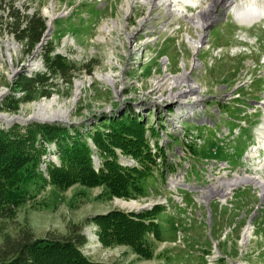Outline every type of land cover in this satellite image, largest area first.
Returning <instances> with one entry per match:
<instances>
[{
  "label": "rangeland",
  "instance_id": "obj_1",
  "mask_svg": "<svg viewBox=\"0 0 264 264\" xmlns=\"http://www.w3.org/2000/svg\"><path fill=\"white\" fill-rule=\"evenodd\" d=\"M209 1L202 0L200 5L206 6ZM0 4V15L7 21H11L7 8L12 5L24 15L37 13L45 20L46 30L50 16L52 19L57 16L47 33V41L39 43L31 53L11 34L6 31L0 34V107L9 97L22 95L15 89L19 77L45 72L42 54L47 44L55 47L54 55L74 66L71 85L54 78L50 98L20 105L16 113L0 111V115L27 119L33 114L32 104L55 98L57 104L53 109H67V122L60 125L67 128L75 125L80 131L83 124L97 125L96 119L120 115L127 118L132 113L138 119H148L150 124H164L158 140L164 149L166 165L172 167L171 173L162 176L165 165L158 160L153 174L141 182L142 195L133 200L112 197L103 186L75 183L58 189L48 183L31 184L29 198L17 208L13 222L0 224V244L3 235L15 234L22 225L36 238L43 239L47 233L65 235L67 225L74 224L82 227L86 242L80 250L92 262L264 264V202L259 190L249 184L224 198H210L206 204L199 197L202 188L214 182L213 179L210 182L209 173L222 170L213 161L224 160L232 168L243 167L241 155L252 134L253 141L264 124V20L240 26L231 12L218 7L212 13L215 20H209L200 30L186 19L195 17L201 7L185 8L181 2H174L172 8L183 12L168 11L161 0L147 5L139 0H0ZM128 6L126 14L124 9ZM111 22L118 24V29ZM104 25L109 29L104 30ZM200 34L202 43L195 50L186 38L197 40ZM65 39L73 43H63ZM162 60L168 63L163 66ZM194 62H199V66L193 68ZM183 73L202 89L201 99L192 101L200 104L204 99L200 114L209 122L179 115L178 101L170 99L171 94L185 90L183 84L173 81ZM106 75L113 78V85L104 80ZM78 82L82 83L79 89ZM214 110L219 113L215 119ZM177 117L175 125L182 128L171 124ZM240 122L243 126L235 138L232 133ZM6 124L0 121L1 128ZM29 124L42 123L32 121L22 125ZM222 127L230 134L219 133ZM184 137L199 140L191 143L195 146L194 157L186 154ZM45 162L43 157L44 168ZM239 163L242 165L237 166ZM246 166L235 175H260L264 179V169L257 170L252 162ZM40 171L45 176L43 167ZM177 177H183L186 183L194 181L199 187L192 191L175 187L185 208L178 207L167 189H171L169 180L175 181ZM165 198L169 207L159 205L163 211L156 217L160 238L158 241L151 235L146 238L152 251L150 259L137 256L127 246H103L98 241L96 217L116 210L128 213L149 210L157 203H165ZM118 202H134L137 207L129 209ZM246 229L251 230L246 235L248 241L242 242Z\"/></svg>",
  "mask_w": 264,
  "mask_h": 264
},
{
  "label": "trees",
  "instance_id": "obj_2",
  "mask_svg": "<svg viewBox=\"0 0 264 264\" xmlns=\"http://www.w3.org/2000/svg\"><path fill=\"white\" fill-rule=\"evenodd\" d=\"M8 6L11 21L0 15V34H11L31 53L46 32L45 20L37 13L24 15ZM54 50L52 44L45 46V72L19 77L15 89L22 95L9 97L0 111L16 113L20 105L50 98L54 78L72 84L74 66L54 55ZM130 114L127 118L120 115L96 119L97 125L83 124L80 131L75 125L67 128L60 124L8 123L0 127V224L13 222L17 208L29 198L31 184L48 183L58 189L75 183L103 186L112 197L133 200L142 195V180L150 177L159 163L165 165L162 176L171 173L158 140L164 124H150L148 119ZM188 148L195 154L191 146ZM43 157L45 176L40 171ZM162 211L154 206L137 213L116 210L96 217L98 241L103 246H127L137 256L150 259L152 251L146 238L151 235L159 240L156 217ZM66 231L61 236L47 233L40 239L22 225L15 234L3 235L0 264H110L92 262L82 254L80 248L86 242L82 227L69 224Z\"/></svg>",
  "mask_w": 264,
  "mask_h": 264
},
{
  "label": "bare ground",
  "instance_id": "obj_3",
  "mask_svg": "<svg viewBox=\"0 0 264 264\" xmlns=\"http://www.w3.org/2000/svg\"><path fill=\"white\" fill-rule=\"evenodd\" d=\"M139 1H141V3L147 5L151 1H156V0H139ZM158 1H160V0H158ZM201 1L202 0H161V2L163 4H166L167 10L171 11V12H183V11H180L176 8L175 9L172 8L174 2H181L183 4V7H185V8L188 5L190 7H193V8L201 7V10L199 12H197L195 17H190V18L187 17V19H186L188 22L192 23L195 27H198L200 30H203L208 25V23L210 22L209 20H211V22L213 20H215V17H212V13L214 11H216L214 9H216L218 7H221L224 12H227V11L229 13L231 12L232 15L235 17L237 23L240 26H252L253 24L264 20V0H240L239 3L236 0H210L211 2L209 1V3L206 6H201L200 5ZM124 10H125L124 12L127 14L128 10H129V6H128V8H125ZM63 15H65V14H63ZM52 17L53 16H50L51 21H50L48 28H47L42 40L40 41V43H45V41H47V39H48L47 33L50 31V27H52V21L54 19H56L57 16L54 17L53 19H52ZM191 18H193V19H191ZM195 20H197V22H194ZM110 25L115 29H118V26H119L118 24L112 23V22ZM107 26L104 25L103 29L108 30L109 26L108 27ZM202 38H203L202 34H200L199 38L197 40H193L190 37L186 38V40L189 44H191L193 49L197 50L201 46ZM63 43H73V42L65 39L63 41ZM38 46H40V45H38ZM166 63H168L167 60L161 61V64H163V66ZM198 66H199V62L198 63L194 62L192 64L193 68H196ZM97 77L101 78L99 75H97ZM104 80L108 84H111V85L114 84L113 78L109 75H106L104 77ZM173 81H175L177 83H181L185 86V90H182V92L178 91L177 93L171 94V97H170V99L172 101H174V100L178 101L176 103V106L179 105V115L181 114L182 116H192V117L195 116V117L199 118L200 121L205 120L206 122H209L208 119L201 117V114H200V113H203L204 99L201 100L202 104L201 103L195 104L194 101H192V100H200L201 99L202 89L199 88L197 85L192 84L190 82L187 73H183V76H179V77L174 78ZM186 82H189V83H186ZM81 85H82V83L78 82L77 83V89H79V87ZM186 90H188V92H187L188 94L184 95L183 93H185ZM154 91L155 90H153V92ZM75 98H76V96H75ZM56 104H57V102H56L55 98H52L48 101H42L39 103H34V104H32L33 114L29 118L24 119L21 116L7 117L4 115H0V121L6 122V123H16V122L26 123V122H32V121H35V122H64V121H66L65 119L67 116V109H63L61 107H57V109H53V107ZM191 110H193V111H191ZM214 111L216 112V110H214ZM176 114H177V112H176ZM218 115H219V113H217V112L216 113L213 112V114H212L214 119L217 118ZM176 120H178V117L175 118L171 124L174 125L175 128H177V127L182 128L181 125H179V126L175 125L176 123L174 121H176ZM209 120H210V122L212 121L211 119H209ZM242 126L243 125L240 122L239 127L235 130H240L242 128ZM219 133H224V135H226V136L230 134L229 130L227 128H223V127L221 128ZM182 134L184 135L183 131H182ZM232 136H234V131L232 133ZM237 136H238V134H237ZM255 137L256 138H254V140L252 142H250L247 145V147L245 148V150L243 151L244 156H242V158H243V164H245V165L243 167L240 166V168L247 167L246 166L247 162H252L253 166H255L256 169L258 168V166L263 165L264 124L261 126L260 132L258 131V134ZM188 138H190V139H188ZM188 138L184 137V141L187 144V147H184V149L187 151L188 146H191L192 149L194 150L195 146L193 147L191 145V143L192 144L199 143V140L195 137H188ZM202 139L204 140L203 137H202ZM249 145H251V146H249ZM246 149H247V151H246ZM244 152H245V154H244ZM191 153H193V152H191ZM242 158H241V161H242ZM240 165H242V164H240ZM216 166H218L219 169L221 168L222 170L228 169V163L227 162L217 163ZM42 167H43V169H45L44 168L45 164L41 163L40 169H42ZM240 168L239 167L233 168V174H235L238 170L242 171V170H240ZM257 170H259V169H257ZM251 172H255V171L253 169H251ZM209 176L211 177L210 182L212 181V179L218 180L219 172L216 171L214 174L209 173ZM174 179H175V181L169 180L170 187L172 190H175L178 186L185 188L187 191H192V190L199 188L198 186L194 185V181H192L193 183L184 182L183 177H181V178L177 177ZM171 184H173V187L171 186ZM249 184L253 185L254 187H256L259 190L258 191L259 197L264 202V179H262V177L260 175L259 176L258 175L251 176L250 174L249 175L244 174L241 176L237 174L236 177H233L232 180H230V182L221 181V184L214 185V187L211 186V187L206 188L205 190L200 191V193L203 192L199 196L201 198L200 201H202L206 204L210 198H219V199L224 198L227 194L231 193L233 190L240 188L242 186L249 185ZM188 188H190V189H188ZM207 190H209V191L207 192ZM118 203L123 207L127 206L129 209H134L137 207V205L134 202H131V203L118 202ZM168 207H169V205H168ZM250 231L251 230L246 229L243 232L244 238H243L242 242L248 241V236H246V235H249Z\"/></svg>",
  "mask_w": 264,
  "mask_h": 264
},
{
  "label": "built area",
  "instance_id": "obj_4",
  "mask_svg": "<svg viewBox=\"0 0 264 264\" xmlns=\"http://www.w3.org/2000/svg\"><path fill=\"white\" fill-rule=\"evenodd\" d=\"M245 126L246 125H244V127ZM237 134H240V130H234V136H235V138H237ZM213 153L215 155V152H213ZM186 154L188 156H190V157H194L193 156V153L192 154L190 153V149L189 148H187V153ZM221 162H227V161H224V160H222V161H215L214 160V163H221ZM258 169H261L263 171V169H264V157H263V165L262 166H258ZM233 177H236V175L233 174V168L228 163V169L221 170V172L219 173L218 180H214L213 183H211L209 186L206 185V187L202 188V190H205V188H207V187H211V186L214 187V185L221 184V181H223V182H230V180H232ZM167 189H168V191H170V194H171L170 196H173V198L176 201L178 207L185 208V205L182 203V198L178 196L177 191L176 190H172L170 188H167ZM158 205H165V206L168 205L167 199L165 198V203H157V206ZM187 211L190 212V214H191V211L192 210H187ZM190 217H191V215H190Z\"/></svg>",
  "mask_w": 264,
  "mask_h": 264
},
{
  "label": "water",
  "instance_id": "obj_5",
  "mask_svg": "<svg viewBox=\"0 0 264 264\" xmlns=\"http://www.w3.org/2000/svg\"><path fill=\"white\" fill-rule=\"evenodd\" d=\"M120 106V105H119ZM65 122L67 121H64V122H39V123H42V124H64ZM5 123V122H4ZM16 123H19V122H16ZM6 124V123H5ZM20 124V123H19ZM144 209V208H142ZM141 209V210H142Z\"/></svg>",
  "mask_w": 264,
  "mask_h": 264
}]
</instances>
